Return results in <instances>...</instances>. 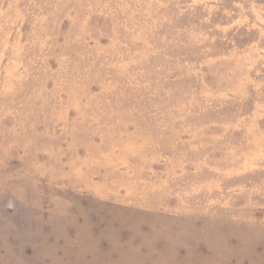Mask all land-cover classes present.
I'll use <instances>...</instances> for the list:
<instances>
[{"label":"rangeland","instance_id":"1","mask_svg":"<svg viewBox=\"0 0 264 264\" xmlns=\"http://www.w3.org/2000/svg\"><path fill=\"white\" fill-rule=\"evenodd\" d=\"M0 264H264V0H0Z\"/></svg>","mask_w":264,"mask_h":264}]
</instances>
